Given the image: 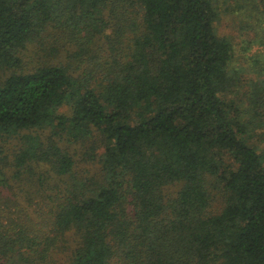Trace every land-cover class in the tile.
Wrapping results in <instances>:
<instances>
[{
  "label": "trees",
  "instance_id": "16d2710c",
  "mask_svg": "<svg viewBox=\"0 0 264 264\" xmlns=\"http://www.w3.org/2000/svg\"><path fill=\"white\" fill-rule=\"evenodd\" d=\"M219 19L213 0H0V264H264V56L236 67ZM48 26L81 74L20 68Z\"/></svg>",
  "mask_w": 264,
  "mask_h": 264
},
{
  "label": "rangeland",
  "instance_id": "374dc122",
  "mask_svg": "<svg viewBox=\"0 0 264 264\" xmlns=\"http://www.w3.org/2000/svg\"><path fill=\"white\" fill-rule=\"evenodd\" d=\"M214 5L216 9L219 12V26L217 27V30L220 34L228 36L232 43L234 48V61L233 64L236 67H248L249 63L253 62V58H259L262 60L264 56V43L263 40V23H261L262 27H258L259 23L258 21L263 20L264 18H261V16L258 13L257 9H254V5L256 2L252 0H213ZM263 22V21H261ZM47 35L48 37H44L45 45L43 48L36 47L35 44H29L26 49L20 54L21 58V64L20 68L23 69H30L32 68L36 63H40L43 60L46 59H54L55 61L58 58L68 59L69 52H72L71 49H74V43L69 44L65 42V37L60 36L59 30H56L55 28H51L50 26L47 27ZM262 35V36H261ZM58 38V41L64 42L62 47H59L55 50V42ZM263 43V45H262ZM90 48L96 50L98 54L106 55L105 52V45L103 42H101L100 39H96L94 41L93 45H90ZM56 51V52H55ZM67 65L70 66V73L73 74V76H77V74H81L82 68H77L76 63L77 60H73L72 57L67 60ZM5 71L0 69V80H2V77L4 75ZM97 80H100V74H97L96 76ZM243 90V89H241ZM68 109L66 107H62L61 111L66 112ZM255 142H257L255 144ZM263 142V141H262ZM259 138H255V140H251V143L253 145L257 144L261 147L264 145V142L262 143ZM16 143V138H8V141L6 143V147L4 149V153L8 156L10 162H12L13 155L15 153V148H18V145ZM85 144H89V142H86ZM92 145V144H89ZM263 147V146H262ZM261 147V148H262ZM85 148V147H83ZM260 148V150H262ZM97 165L96 163H92L91 165V171L93 173H96ZM7 172V171H6ZM90 172V171H88ZM21 184V183H19ZM16 186L23 187V184ZM3 195L8 194L7 189H2ZM24 190L18 192V196H23ZM22 199V198H20ZM32 199L34 201H39V197L35 195H32ZM219 199H216L214 201V206H217L219 204ZM13 215V214H12Z\"/></svg>",
  "mask_w": 264,
  "mask_h": 264
}]
</instances>
